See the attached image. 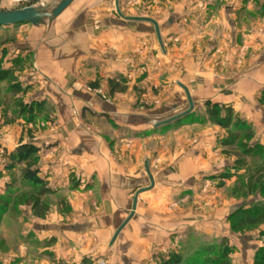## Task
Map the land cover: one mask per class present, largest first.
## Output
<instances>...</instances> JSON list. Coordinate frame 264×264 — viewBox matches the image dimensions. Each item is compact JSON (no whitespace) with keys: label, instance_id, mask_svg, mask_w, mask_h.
Wrapping results in <instances>:
<instances>
[{"label":"crops","instance_id":"0c3cea01","mask_svg":"<svg viewBox=\"0 0 264 264\" xmlns=\"http://www.w3.org/2000/svg\"><path fill=\"white\" fill-rule=\"evenodd\" d=\"M94 1L80 0L71 11L72 2L56 17L60 30L55 34L44 30L43 37L28 38L25 47L16 43L19 50L34 53L37 67L36 79L27 81L30 86L36 83L28 100H46L55 109V127L33 138L41 149L39 175L57 192L71 186L73 172L88 182L87 189L79 183V190L67 193L75 211L81 212L79 219L37 220L31 231L56 236L53 247L66 262L79 247L94 259L107 254L109 264H152L148 262L152 252H167L173 236L186 238L187 230L194 228L192 214L172 207L192 198L197 186L193 174H200L197 166L204 158L200 151H144L138 141L158 125L152 122L153 114L167 115L208 100L230 105L248 122L263 127L264 109L258 96L264 87V18L260 28L242 32L245 27H237L234 14L241 9L239 2L225 4L214 15L203 2L195 7L172 5L164 20L139 21L119 18L106 4V10L111 8L107 15L95 10L96 20L74 21L73 28L71 22L79 12L104 6L94 7ZM158 39L167 46L164 58L151 55L154 67H142L143 77L128 78L148 59L147 46L155 43L158 48ZM195 45L201 46L196 52L205 53L200 63L192 50ZM87 83L93 90H87ZM111 86L118 88L111 91ZM158 86L163 89L154 94L151 89ZM101 90L106 96L98 93ZM144 100L153 108H140ZM21 132L22 125L0 126L1 147L11 151ZM106 135L118 141L116 151H111ZM164 158L169 162L166 166ZM2 164L0 158V172ZM6 181L7 176H0V192ZM93 203L99 204L95 213ZM200 227L210 232L207 226Z\"/></svg>","mask_w":264,"mask_h":264},{"label":"rangeland","instance_id":"374dc122","mask_svg":"<svg viewBox=\"0 0 264 264\" xmlns=\"http://www.w3.org/2000/svg\"><path fill=\"white\" fill-rule=\"evenodd\" d=\"M27 1L28 0H0V11L32 8L36 11L50 12L61 0H38L30 3H27ZM79 1L80 0H76L73 2L68 9L70 10L72 8L71 11H73L74 5L76 3L78 4ZM202 2L206 3V6L210 9L209 13L212 15H214V13L219 14L217 12L218 9L225 4L237 5L240 3L241 9L234 13L237 18V27L239 29L245 27L242 32L253 30L254 27H261V22L264 18V0H96L92 6L98 7L103 4L104 6L101 8L99 7V9L93 7L94 9L90 11L84 10L83 12H79L76 18L73 19V22H71V25L74 28V21H79L80 19H92L94 17L92 20H96L95 17L97 13L95 10H103L100 11V16L107 15V10L111 11V8L106 10V4L113 6L114 14L119 18L123 17V19L129 21H139L148 20L149 18L152 19V17H160L164 20L168 14L167 10L172 5L188 4L195 7ZM55 19L50 21L47 18H43L35 23L26 22L0 27V68H12L13 76L15 77L14 81H18L22 88L26 89L23 94L15 95L9 87L11 81L7 79L0 82V126L9 128L13 125H18L19 127L22 125V132L18 137L16 146L20 142L34 143L35 141L33 138L55 127V109L48 102H46L45 111H43L32 124H26L25 119L20 115L18 103L30 102L27 94L28 92L32 93V86H35L36 83L30 86L27 85V81L36 79L35 71L37 67L34 62V53H29V49L26 48L24 50H19V46L16 44L19 43L25 47V41H27L28 38L39 35L42 36L44 30L47 32L46 34H51L60 30V26ZM149 21L152 23V20ZM76 26H79V24L76 23ZM40 29L42 32H37ZM151 36H153L152 42L156 43V36L158 35L157 32L154 31V27L153 30H151ZM158 41V48L154 46L155 43H151V45L147 46L146 57L148 59H146V63L138 64L136 67L137 72H129L128 78L132 77L138 79V77L145 76L146 72L144 71H146L153 62L151 55L156 56L157 53L164 58L163 56L166 55L167 46L161 44L159 39ZM233 44L234 43H232L231 46H233ZM22 46L21 49L24 48ZM197 46L195 45L192 49L194 55L204 58L205 53L203 51L196 52L194 50L196 48L200 49L201 46ZM6 56H13L14 60H6ZM202 58L198 61L199 63L202 61ZM142 67L146 70L141 71ZM153 67L154 66H151L150 68ZM155 67H157V65ZM230 70L231 71L227 72H232V68ZM31 76H33V78H31ZM27 77H30V79ZM161 79L163 80L164 77ZM86 86L88 88L87 90H93L90 83H87ZM108 86H110V82H108ZM119 86L122 87L120 84L118 87ZM125 89L124 87V90ZM161 89L163 88L158 86L153 87L151 91L154 94H159ZM263 89L264 87L259 91V96ZM139 90H141V88ZM98 93L102 96H106V93L102 90ZM259 96V105L264 109V104L260 102ZM139 106L147 111L153 108V103L144 100L139 103ZM204 109L203 102V104L198 107L189 106L188 108L183 107L174 109L167 115L161 114L160 116L159 114H153L152 122L158 125H154L151 131L142 133L143 141H138L140 147L143 148L144 151H160L163 153H167L166 151H171L172 153H174V151L187 150L200 151L202 155L201 158H204L203 163L197 166V170L201 171L200 174H193L196 176L197 186L195 189L193 188L192 198L184 203L182 201L176 202V209L172 207L173 211L179 213L188 212L189 216L192 214V219L195 221L194 228L187 230L186 238L184 235L180 236L178 233L176 236L177 240H175V236H173L172 240L174 243L170 245L167 252H152L148 260L149 263L160 264V260L172 251L182 252L189 263H193L194 259L200 262L205 252L211 251L212 255H214L218 252L220 253L227 247L229 249L228 259L231 264H252L255 251L259 247L264 246V238L259 235L262 226L250 225L238 231H232L228 222L229 215L236 211L241 205L245 208L250 207L252 204L264 205V189L261 186L264 184V176L256 182L255 176L252 178V185L255 186L253 189L254 192L253 194L246 195L247 190H250L247 186L249 177L253 175V172L260 162L250 155H247L243 159L244 163L242 162L244 168H236L238 167L235 163L236 159L242 156L244 148L237 145L232 147L222 146L220 141L226 136L227 131L209 122L204 114ZM187 114H192L204 120L199 122L181 120L178 122L179 119ZM238 114L240 115V113ZM243 118L248 122L245 117ZM15 120H18L17 124H15ZM251 125L254 131L251 141L264 146V126L257 127L253 123H251ZM111 126L114 127L112 124ZM101 129H105V127H101ZM105 137L111 151H116L114 145L118 141L111 140L109 135ZM25 138L28 140H25ZM119 143L122 145L123 142ZM0 156L1 161H3L0 176H7V181L4 185L5 188L0 192V197L9 195L8 191L13 189V187H8L10 184H14L16 186L15 190H18L19 193L29 190L30 186L26 185L20 178V169L23 165L21 164L16 166L12 171H8L5 168L7 159L2 149H0ZM163 160V166H166L169 162H167L166 158ZM238 165H241V162ZM12 172L14 173L15 179L13 181L10 174ZM203 175L204 177H202ZM221 175H228V177L221 178ZM69 178L71 186L64 189L65 191L57 192L51 187L55 192L48 196L50 207L44 217H35L30 207L25 204L17 205L14 202L5 209L0 207V259H2L0 264H109L110 259L107 254L94 259L93 255L89 256L88 254H82L79 247L77 251L75 250V254L69 258V261L66 262L58 258L59 252L57 253L53 247L57 242L56 236H50L51 234H48V236L42 237V235H37L35 232L31 231V226H33L37 220H54V222L60 220L58 221L59 223H68L71 219H74V217L79 219L78 214L81 212L75 211L67 193L70 194V191L79 190V183L80 185L85 184L84 190L87 189L88 182L81 175L74 172L69 174ZM81 178L85 180L82 181ZM254 183L256 184L254 185ZM191 191L192 190L189 192ZM88 205L90 206V204ZM90 207L95 213L99 204L93 203ZM128 219L129 217H127L125 221ZM179 225L177 226L179 227ZM200 226H207L210 232L205 233V231L199 228L198 230L197 227ZM198 248H200L201 251L205 249V251L199 252Z\"/></svg>","mask_w":264,"mask_h":264},{"label":"trees","instance_id":"16d2710c","mask_svg":"<svg viewBox=\"0 0 264 264\" xmlns=\"http://www.w3.org/2000/svg\"><path fill=\"white\" fill-rule=\"evenodd\" d=\"M36 2L38 0H28L27 3ZM9 80L10 89L15 95L23 94L26 89L22 88L18 81H14L13 69L0 68V82ZM112 80L110 81V84ZM117 87L111 86V91ZM122 90V88H119ZM259 100L264 104V89L260 93ZM46 100H32L30 102H19L20 115L25 119L26 124L34 123V120L45 111ZM204 114L206 115L209 122L220 126L227 131L226 136L220 141L222 146H239L244 148L241 157L236 159V168L243 169L242 162L245 156L250 155L252 158L259 160V164L253 175L249 177L247 186L250 190H247L246 195L253 194L254 187L253 179L254 176L257 180H260L264 176V146L254 141H251L254 135L253 126L247 122L243 117L236 113L230 105L220 104L212 101L204 102ZM181 120L189 122H199L204 119L197 118L192 114L184 115ZM32 137V136H30ZM3 150L4 156L7 159L5 168L8 171H12L16 166L23 165L20 169V178L30 189L24 192H18L16 186L13 184L8 187L10 189L8 196L0 197V207L5 209L12 203L28 205L35 217H44L45 213L49 210L50 203L48 196L53 194L55 191L48 187L47 182L39 175L38 161L40 159V147L32 142H20L12 151H8L6 148ZM241 162V165H238ZM11 174L12 181L14 179V173ZM228 177V175H221V178ZM243 181V180H242ZM241 181V182H242ZM11 182V181H10ZM256 183H254L255 185ZM243 185V184H241ZM264 189V184L261 185ZM228 222L232 231H238L245 226L260 225L259 235L264 238V205L252 204L250 207L245 208L241 205L236 211L231 213L228 217ZM198 248L199 252H204L205 249ZM198 253V252H197ZM229 249L225 247L220 253L212 255L211 251L205 252L200 262L194 259L193 263H189L188 259H185L182 252L172 251L160 260V264H231L228 259ZM209 255V256H208ZM252 264H264V246L259 247L254 254Z\"/></svg>","mask_w":264,"mask_h":264},{"label":"water","instance_id":"95a60500","mask_svg":"<svg viewBox=\"0 0 264 264\" xmlns=\"http://www.w3.org/2000/svg\"><path fill=\"white\" fill-rule=\"evenodd\" d=\"M74 0H61L50 12L36 11L32 8L23 10L0 11V27L26 22H38L43 18L50 21L59 16Z\"/></svg>","mask_w":264,"mask_h":264}]
</instances>
